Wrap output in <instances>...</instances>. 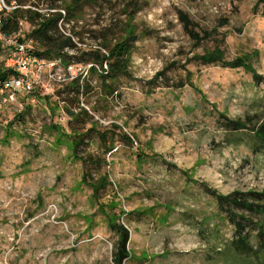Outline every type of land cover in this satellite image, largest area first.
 <instances>
[{
	"label": "rangeland",
	"instance_id": "1",
	"mask_svg": "<svg viewBox=\"0 0 264 264\" xmlns=\"http://www.w3.org/2000/svg\"><path fill=\"white\" fill-rule=\"evenodd\" d=\"M65 1L24 7L47 11ZM130 1L80 0L61 28L78 48L95 47L101 29L124 20L136 30L130 75L111 85L117 91L101 86L96 65L81 74L87 87L77 93L60 64L34 101L0 106V264H114L117 235L103 207L129 231L133 257L123 264L252 263L225 245L234 225L206 189H264V143L250 130L264 121V0H134L138 9L126 18ZM31 28L21 20L16 36L34 47ZM217 49L223 60L204 63ZM236 58L251 68L230 66ZM70 112L80 114L76 121ZM238 119L247 128L226 125ZM53 125L84 136L79 156L56 141ZM85 174L108 182L93 194ZM112 201L118 206L110 209Z\"/></svg>",
	"mask_w": 264,
	"mask_h": 264
},
{
	"label": "trees",
	"instance_id": "2",
	"mask_svg": "<svg viewBox=\"0 0 264 264\" xmlns=\"http://www.w3.org/2000/svg\"><path fill=\"white\" fill-rule=\"evenodd\" d=\"M14 1L19 7L5 17H2L3 28L8 34H16L20 29V21L25 20L28 22L32 28L27 33L26 37L31 39L34 43L33 49L36 56L43 57L47 60L60 59L59 63L63 66L76 62H81L83 65L91 64L88 72H95L97 70L95 65L99 67V70H102L104 64H106V73H103L104 71L99 72L101 86L104 89L107 88L106 92L117 91V89L111 85H114L120 77L130 75L128 70L130 52L138 35L136 34V30L126 22L127 20H124L125 22H122L120 26H116V29L113 31L110 28L101 29L97 36L98 44H96L95 47L78 48L72 35H65L61 31V28H65V25L69 22V18L80 10V0H67L63 2L62 8L66 15L60 26L59 21L61 19V13L53 11L60 6L56 5L55 2L47 5V11H43L35 4H33L32 7L25 8L24 5L26 0ZM129 5L134 7L133 11L128 10ZM137 6L138 4L134 0H131L126 5V8L124 9V14L127 15L126 18L134 15L136 9H138L136 8ZM183 17L186 23H188L187 17L185 15ZM191 34L192 37L198 38V34H195V32H191ZM19 39L20 41H24L23 38ZM69 50L75 51V53L69 54ZM222 55L223 54L220 50L217 49L215 52H212L211 56L204 63L210 64L217 60H223ZM3 56L4 50L0 45V79H4L13 73L12 70H5L1 67V59ZM229 65L232 67L243 65L246 68H251L242 58H236L230 62ZM253 73L255 74V71H253ZM255 77L258 78L257 75ZM79 78L80 77H77L71 79L70 82H67V87L73 89L77 93L83 92L84 88L87 87L86 84H79ZM108 89L111 90L109 91ZM35 92L36 90L27 94L26 98L34 96ZM45 98L46 100L48 99V97ZM80 113L84 115L88 114L87 110L83 108L80 109ZM24 114L25 111L22 110L15 116L19 119V117L22 118ZM79 116L80 114L70 112V118L74 121H76ZM226 123V125L234 131L247 128V125L239 119L228 120ZM115 126L120 129L119 126ZM53 128L58 134L56 141L58 143L68 144V148L70 149L71 154H73L71 155V158L79 156L78 150L84 141V136L78 133L77 130L71 129L69 134H63L58 126L53 125ZM250 130L255 139H259L264 143V121L261 120L258 126H253ZM10 135H13L11 129L7 132L6 137L4 138L5 141L8 140ZM123 135L128 142H131V138L128 134L123 133ZM4 139L1 141H4ZM86 178H88V175L85 174L82 179L84 182L89 183L92 186L93 194H96L100 187H105L106 182H108L106 175L97 179L96 182L87 181ZM206 190L213 196L219 208L221 210L225 209L227 215L229 214L231 223L234 225V235L230 240L226 241L225 245L233 246L236 254L245 259L246 263L248 260L252 259L251 264H264V189L261 191L247 192L233 191L228 194H221L213 189ZM109 205H111L110 209H113L118 206V203L112 201ZM233 208H240L244 211L235 212ZM102 211L107 219L108 228L117 235L113 262L114 264H123L124 260L133 257L132 252L127 248L129 231L119 222L120 214L109 213L104 207ZM121 213H124L123 210ZM253 216H257L258 219L253 220L251 218ZM246 223L253 224L257 228L255 234L250 236V234L247 233ZM221 245L222 247L218 245L211 246V250L215 251V253L220 252L223 246H225L222 243Z\"/></svg>",
	"mask_w": 264,
	"mask_h": 264
},
{
	"label": "built area",
	"instance_id": "3",
	"mask_svg": "<svg viewBox=\"0 0 264 264\" xmlns=\"http://www.w3.org/2000/svg\"><path fill=\"white\" fill-rule=\"evenodd\" d=\"M19 5L14 1L0 0V45L4 50V56L1 59V67L5 70H12L13 73L4 79H0V106L6 103H14L18 97H26L32 93L35 88L43 84L46 76H54L53 69L60 65L56 60H47L34 54L33 46L20 41L16 34H8L3 28L2 17L14 11ZM61 13L59 26L65 18V11L62 7L54 9ZM71 35V34H65ZM91 64L76 66L75 63H69L63 66L67 78L74 79L85 75ZM96 66V65H95ZM106 64L103 69L106 73ZM28 99L34 101V96Z\"/></svg>",
	"mask_w": 264,
	"mask_h": 264
}]
</instances>
